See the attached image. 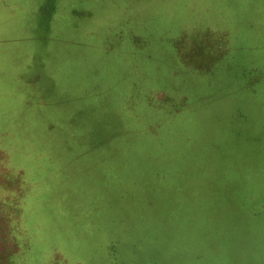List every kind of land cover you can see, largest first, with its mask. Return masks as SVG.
Instances as JSON below:
<instances>
[{
  "label": "rangeland",
  "instance_id": "obj_1",
  "mask_svg": "<svg viewBox=\"0 0 264 264\" xmlns=\"http://www.w3.org/2000/svg\"><path fill=\"white\" fill-rule=\"evenodd\" d=\"M263 183L264 0H0V264L260 263Z\"/></svg>",
  "mask_w": 264,
  "mask_h": 264
},
{
  "label": "crops",
  "instance_id": "obj_2",
  "mask_svg": "<svg viewBox=\"0 0 264 264\" xmlns=\"http://www.w3.org/2000/svg\"><path fill=\"white\" fill-rule=\"evenodd\" d=\"M256 223L257 225L254 226L253 229L255 236L251 237V235L248 234L247 239L245 240L246 242L245 244L242 245L243 248L240 249V252L245 250L244 252H247L248 255L252 256V261L258 260L260 262V263H252V264H264V257L258 258L259 254H263V251L260 250L264 248V201L262 202V212L258 216H256ZM262 240H263V245L261 244ZM254 256H256V259Z\"/></svg>",
  "mask_w": 264,
  "mask_h": 264
},
{
  "label": "trees",
  "instance_id": "obj_3",
  "mask_svg": "<svg viewBox=\"0 0 264 264\" xmlns=\"http://www.w3.org/2000/svg\"><path fill=\"white\" fill-rule=\"evenodd\" d=\"M240 203H241V201H240ZM234 210V209H233ZM234 211H236V212H234V213H230V217L231 218H236V217H238L239 219H244V218H247V217H245V216H242V214H245V215H247L248 214V211L247 210H245V209H243V207H242V204H237L236 205V210H234ZM246 227V226H245ZM238 233L237 234H234V236H235V238H237L238 239V241H237V243H238V246L235 244V242H233V243H231V244H233L236 248H238L239 250H238V252H240V249L241 248H243V244H245V240L243 239V238H241V235L242 234H240V235H238ZM237 236V237H236Z\"/></svg>",
  "mask_w": 264,
  "mask_h": 264
}]
</instances>
